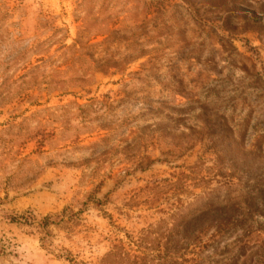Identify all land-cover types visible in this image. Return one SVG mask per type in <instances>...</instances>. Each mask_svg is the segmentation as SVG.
<instances>
[{
    "label": "rangeland",
    "instance_id": "374dc122",
    "mask_svg": "<svg viewBox=\"0 0 264 264\" xmlns=\"http://www.w3.org/2000/svg\"><path fill=\"white\" fill-rule=\"evenodd\" d=\"M0 264H264V0H0Z\"/></svg>",
    "mask_w": 264,
    "mask_h": 264
}]
</instances>
